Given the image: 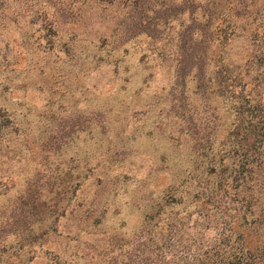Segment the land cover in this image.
Here are the masks:
<instances>
[{
    "label": "rangeland",
    "instance_id": "obj_1",
    "mask_svg": "<svg viewBox=\"0 0 264 264\" xmlns=\"http://www.w3.org/2000/svg\"><path fill=\"white\" fill-rule=\"evenodd\" d=\"M187 1L0 0V264L176 263L247 214L205 156L234 116L180 77Z\"/></svg>",
    "mask_w": 264,
    "mask_h": 264
},
{
    "label": "trees",
    "instance_id": "obj_2",
    "mask_svg": "<svg viewBox=\"0 0 264 264\" xmlns=\"http://www.w3.org/2000/svg\"><path fill=\"white\" fill-rule=\"evenodd\" d=\"M191 1L187 3L190 7L196 4L194 9L199 12L195 16L194 9H186L191 15L178 40L180 77L184 84L187 76L197 80L201 89L217 95L226 112L234 116L230 119L219 111L217 119L227 127L226 137L216 147L217 132L205 134L210 150L205 156L212 173L219 175L215 198L226 186L241 188L244 205L239 210L243 207L247 214L232 217L218 243L188 251L191 257L185 255L184 247L175 263L164 241L146 244L142 252L149 257L143 262L264 264V0ZM162 228L170 230L165 225ZM140 250H134L133 258L141 256Z\"/></svg>",
    "mask_w": 264,
    "mask_h": 264
}]
</instances>
